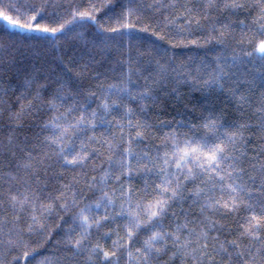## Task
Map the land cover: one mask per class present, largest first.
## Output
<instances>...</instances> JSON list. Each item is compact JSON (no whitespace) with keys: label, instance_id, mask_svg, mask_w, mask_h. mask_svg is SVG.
<instances>
[{"label":"snow or ice","instance_id":"snow-or-ice-1","mask_svg":"<svg viewBox=\"0 0 264 264\" xmlns=\"http://www.w3.org/2000/svg\"><path fill=\"white\" fill-rule=\"evenodd\" d=\"M10 7L15 17L0 11V69L22 71L33 92L8 119L18 129L33 110L47 118L19 143L15 131L0 141V157H11L0 160V244L27 260L23 218L31 235L55 213L67 225L55 264H264V0H89L63 14L48 12L49 0ZM146 11L162 16L142 29L160 40L206 31L205 56L177 64L167 50L129 49L122 59L117 35L134 38ZM112 20L118 27H106ZM113 63L122 69L114 77ZM183 86L203 93L193 115L150 121Z\"/></svg>","mask_w":264,"mask_h":264},{"label":"trees","instance_id":"trees-1","mask_svg":"<svg viewBox=\"0 0 264 264\" xmlns=\"http://www.w3.org/2000/svg\"><path fill=\"white\" fill-rule=\"evenodd\" d=\"M23 2L24 0H0V11H3L5 12V14L15 17L16 13L10 6L15 5L16 7H19ZM36 2L40 3L41 0H36ZM92 2L99 3L100 0H92ZM148 2L151 3L152 0H148ZM49 3L50 5H52V7H49L48 12L55 11L58 14H63L67 11V5L69 3H76L84 8L87 7L89 0H49ZM56 5L61 6L55 7ZM163 15L167 16L169 15V13L163 12ZM211 15L212 17H215L217 13L213 11ZM161 19V15H153L152 12L146 11L144 13V16L142 17V22L137 25L136 29L133 30L134 38L130 40L127 35H117V44L120 45V50L125 52V56L122 57V59L127 58L129 49H131V53L133 56H135L137 50L146 53L150 52L153 56H155L158 51L163 52L164 50H167L169 56H175L177 58V64H179L180 62H187L189 57L198 62L201 57L205 56L206 52L209 49V45H206L204 43V37L207 35L206 31L194 29L192 35H188L187 33H185L181 36L175 35V32L173 31V33L165 40H160L151 29L148 31L142 30L145 25L151 24L152 26H155L156 22ZM40 22L49 23V20L44 19ZM179 23L182 24L183 21L181 20L179 21ZM4 26L5 22L3 20H0V27ZM106 27H118V25L115 20H112L111 22L106 24ZM10 31H18L23 35L36 37L49 35L41 32L25 33L23 32V30L10 29ZM181 41L183 42L181 43ZM191 41H197V43L193 44L191 43ZM231 46L235 47V44L233 43ZM216 51L219 52L221 51V49L217 48ZM212 54L215 55L216 53L214 52ZM227 54L230 55L231 52H228ZM51 55H54V53ZM111 55L113 57V60H115V58L118 56V52L116 50H113ZM30 59L29 61L20 60V65H18V67L29 64ZM145 59H147V57H145ZM105 67H108V65H105ZM113 67L115 68V72L111 73L110 75L114 77L118 75L119 72L122 71V69L118 65H115V63H113ZM126 68L127 65H125V68L123 70H126ZM103 70L104 69H101V71ZM133 79L135 80L136 77L134 76ZM24 81L25 75L22 71H17L15 69L4 71L0 69V100L6 101V104L3 105V111L2 113H0V141H3L5 143L7 142L8 134L13 131H15L17 142H21L25 135H29L31 132L38 130L35 125L42 123V120L47 118V114L45 112L36 113L35 110H33L22 118L21 124L23 125V127L18 129L13 128V122L9 121L8 119L10 112L19 111L21 104L27 105L28 100H31L32 98L30 93L33 92V89L26 88ZM108 82H111V79ZM180 92L182 94L180 99L169 97L164 102V106L162 109L156 108L150 110V121L155 122L156 118L167 121H171L173 119L180 120L182 118H187L193 115L189 111V109H191L194 104H196L203 98V93L193 90L188 86L181 87ZM21 93H25L27 99H18V97H21ZM47 95V93H44L45 99H47ZM185 105H187V108H185ZM133 107H135V105H133ZM218 107H223V105H218ZM226 111L228 112L229 120L237 119L239 116V113L234 111L231 105L228 106ZM195 115L198 116L199 111H197ZM167 130L168 129H157V135H163V132ZM182 131H188V129H182ZM253 131L255 132L256 130L254 129ZM155 143H159V141H155ZM259 143L260 141L258 140V134L250 137V156L254 155V153L251 152V149L256 147ZM20 155L21 154L18 153L17 157L19 158ZM10 159L11 157H0V160L4 161ZM97 163H99V161H97ZM249 163H254V161H246L245 167H247ZM106 166L107 165H105V167ZM4 170L7 171L8 169L5 167ZM70 175L71 173H69V177ZM136 183L139 187H143V185L139 181H136ZM191 186L192 185H189V187ZM173 207L179 213V205H174ZM183 207L187 209L189 205L186 203L183 205ZM11 215L12 214L9 212V220H11ZM61 215L66 214L62 213ZM241 215H243V213H241ZM2 216H4V213L0 212V217ZM237 220H239V216H236L235 214L227 218V222L233 226L235 225V222ZM30 222L31 221L27 218V216H25L20 224V227L26 233L23 238L28 243V248L23 250L29 251L30 257L25 260L22 255V250L17 249L9 252L6 246L0 244V254L6 253V255L0 257L5 260V264H11L14 257H19V264H40V262L44 261L45 258H47L51 262V264H55L56 259L58 257H62L65 254V250L61 242L63 240L64 230L67 225H61L59 217L55 213L47 218L46 221H43V223H46V228L43 232L33 231L31 235H28L27 226ZM167 222L168 221H166V223ZM58 225L59 227H57ZM8 227H13V225L9 223ZM7 238L8 237L5 231V234L3 236H0V240H6ZM112 239H115V236H113ZM164 259H166V257ZM121 264H126V262L122 259ZM176 264H180V261L177 260Z\"/></svg>","mask_w":264,"mask_h":264},{"label":"rangeland","instance_id":"rangeland-1","mask_svg":"<svg viewBox=\"0 0 264 264\" xmlns=\"http://www.w3.org/2000/svg\"><path fill=\"white\" fill-rule=\"evenodd\" d=\"M19 30H22V29H19ZM36 33H40V32H36Z\"/></svg>","mask_w":264,"mask_h":264}]
</instances>
